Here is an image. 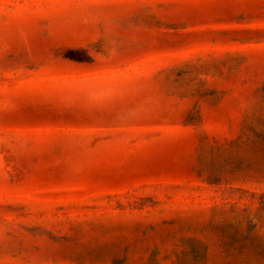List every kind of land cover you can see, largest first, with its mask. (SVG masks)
Segmentation results:
<instances>
[{
    "label": "rangeland",
    "instance_id": "rangeland-1",
    "mask_svg": "<svg viewBox=\"0 0 264 264\" xmlns=\"http://www.w3.org/2000/svg\"><path fill=\"white\" fill-rule=\"evenodd\" d=\"M0 264H264V0H0Z\"/></svg>",
    "mask_w": 264,
    "mask_h": 264
}]
</instances>
